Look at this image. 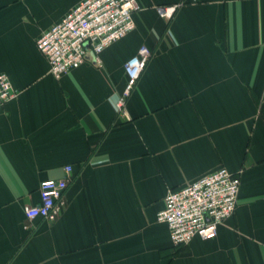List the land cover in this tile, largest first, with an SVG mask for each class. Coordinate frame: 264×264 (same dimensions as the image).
<instances>
[{"label": "crops", "instance_id": "obj_1", "mask_svg": "<svg viewBox=\"0 0 264 264\" xmlns=\"http://www.w3.org/2000/svg\"><path fill=\"white\" fill-rule=\"evenodd\" d=\"M80 1L0 0V73L20 91L0 110V264H264V0H138L99 64L89 53L56 79L37 40ZM222 166L241 177L235 214L174 246L167 193ZM49 178L61 212L29 220Z\"/></svg>", "mask_w": 264, "mask_h": 264}, {"label": "built area", "instance_id": "obj_2", "mask_svg": "<svg viewBox=\"0 0 264 264\" xmlns=\"http://www.w3.org/2000/svg\"><path fill=\"white\" fill-rule=\"evenodd\" d=\"M142 9L138 0H81L63 18L45 30L37 47L45 55L50 72L56 79L86 62L89 53L98 56L114 42L126 37L135 27L134 14ZM175 5L158 6L162 16L171 17ZM152 51L141 45L125 63L126 89L116 107L127 113V97L136 86ZM20 94L7 73H0V110ZM70 173L72 166H66ZM241 177L226 166L202 175L194 181L171 190L165 205L157 214L159 222L169 228L174 246H185L199 236L213 239L219 226L232 217L237 208ZM64 186L57 179H45L40 184V202L25 207L29 220H55L63 207Z\"/></svg>", "mask_w": 264, "mask_h": 264}, {"label": "water", "instance_id": "obj_3", "mask_svg": "<svg viewBox=\"0 0 264 264\" xmlns=\"http://www.w3.org/2000/svg\"><path fill=\"white\" fill-rule=\"evenodd\" d=\"M92 55V60H93V63L95 64V65H97V60H96V57H95V55L94 54H91ZM88 58H90V55L88 56Z\"/></svg>", "mask_w": 264, "mask_h": 264}]
</instances>
